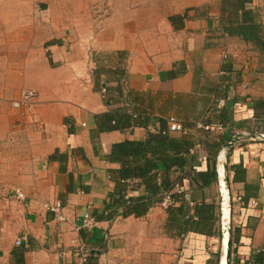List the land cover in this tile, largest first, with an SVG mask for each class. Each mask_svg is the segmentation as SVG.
<instances>
[{
	"label": "crops",
	"instance_id": "0c3cea01",
	"mask_svg": "<svg viewBox=\"0 0 264 264\" xmlns=\"http://www.w3.org/2000/svg\"><path fill=\"white\" fill-rule=\"evenodd\" d=\"M109 1L114 16L123 2L124 18L89 34L81 10L0 0V264H264V0L246 4L257 25L250 39L239 35L232 0ZM23 90L37 93L32 117L11 108ZM170 117L188 133L171 136L199 147L171 168L182 194L164 207V189L155 197L140 179L117 186L121 167L109 154ZM205 120L223 131L197 132ZM164 169L157 164L160 177ZM119 197L152 207L124 218ZM182 199L215 206L210 237L168 230ZM84 215L92 228H82ZM79 246L86 263L74 257Z\"/></svg>",
	"mask_w": 264,
	"mask_h": 264
},
{
	"label": "trees",
	"instance_id": "16d2710c",
	"mask_svg": "<svg viewBox=\"0 0 264 264\" xmlns=\"http://www.w3.org/2000/svg\"><path fill=\"white\" fill-rule=\"evenodd\" d=\"M230 2V1H229ZM249 0H232L233 11L240 12L241 22L238 24L239 35L246 38H257V25H255L250 10L247 9ZM105 92L108 89H105ZM109 120L108 116H105ZM127 120V117H125ZM135 125H140L137 122ZM164 124L157 133L149 132L145 141H129L112 146L109 159L120 164L119 180L117 186L124 187L127 181L141 180V185L145 192L158 196L161 189L169 193L173 200H179L169 180L170 170L173 167H183L185 161H181L189 153L192 144L182 138L163 135ZM165 166L164 176L157 173V164ZM189 173V172H188ZM187 173V174H188ZM191 173V172H190ZM121 184V185H120ZM182 194V193H181ZM177 208L168 211V230L178 233L183 237L189 233L210 237L213 234V225L218 219L213 204H197L188 207L184 199ZM115 204L122 208L123 217L133 216L135 218L144 217L152 207L151 199L141 197L132 200H123L119 197Z\"/></svg>",
	"mask_w": 264,
	"mask_h": 264
},
{
	"label": "built area",
	"instance_id": "2783aa9c",
	"mask_svg": "<svg viewBox=\"0 0 264 264\" xmlns=\"http://www.w3.org/2000/svg\"><path fill=\"white\" fill-rule=\"evenodd\" d=\"M105 92V90H103ZM37 93L33 90H23L19 93V96L16 100L11 102V108L17 111H20L22 115H27L28 117H32L35 115V109L37 107ZM25 113V114H24ZM166 128L165 131L162 132L163 135H171V134H181L183 136H186L188 133L186 129L184 128L183 124L178 121L177 119L170 117L165 120ZM194 129L197 132H203L210 135H218L220 134L224 127L219 123H208L205 121H200L195 123ZM264 137V135H263ZM198 143L195 145L193 149L190 150L191 155H195V150L198 148ZM177 195H181L180 191L176 192ZM16 197L18 199H23L22 194L16 193ZM162 206L169 207L174 203L173 199L171 198L170 194L167 192H164L162 194ZM239 198L234 199V201H239ZM59 204L56 206L50 207L49 210L53 211L54 213H58L59 211ZM95 225L94 220L89 215L83 216V223L82 228H92ZM19 245V243H16ZM74 257L77 258L81 263H86L87 256L85 254V248L84 246L76 247L74 251Z\"/></svg>",
	"mask_w": 264,
	"mask_h": 264
},
{
	"label": "rangeland",
	"instance_id": "374dc122",
	"mask_svg": "<svg viewBox=\"0 0 264 264\" xmlns=\"http://www.w3.org/2000/svg\"><path fill=\"white\" fill-rule=\"evenodd\" d=\"M122 1H115L113 10H116L118 16L110 15L111 1L109 0H51L52 9L54 11H62L67 13H76L82 11V19L89 34H93L98 27L110 17L117 19L121 17L123 9ZM43 5V2H38L37 8ZM47 5V4H46ZM221 205V199H219ZM231 223V222H230ZM231 225V224H230Z\"/></svg>",
	"mask_w": 264,
	"mask_h": 264
},
{
	"label": "water",
	"instance_id": "95a60500",
	"mask_svg": "<svg viewBox=\"0 0 264 264\" xmlns=\"http://www.w3.org/2000/svg\"><path fill=\"white\" fill-rule=\"evenodd\" d=\"M260 139L264 141V137L263 136H261ZM222 179H224V172H223ZM218 183H219V186H220V175H219V182ZM227 196H228V192H227ZM220 198H221V229H222V233L223 234L229 235V233H230V200H229V197H228L227 204H228V210H229V219H228V222L225 224L224 220H223V208H222L223 198H222L221 190H220ZM228 247H229V242H228Z\"/></svg>",
	"mask_w": 264,
	"mask_h": 264
},
{
	"label": "bare ground",
	"instance_id": "6f19581e",
	"mask_svg": "<svg viewBox=\"0 0 264 264\" xmlns=\"http://www.w3.org/2000/svg\"><path fill=\"white\" fill-rule=\"evenodd\" d=\"M220 173H221V178H220V190L222 192V198H223V204H222V208H223V220L224 223L226 224L228 222L229 219V210H228V204H227V200H228V196H227V191L224 188V182H223V170L220 168Z\"/></svg>",
	"mask_w": 264,
	"mask_h": 264
}]
</instances>
